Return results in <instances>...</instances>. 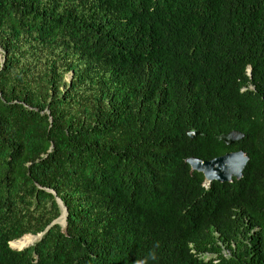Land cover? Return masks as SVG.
<instances>
[{"label":"trees","instance_id":"1","mask_svg":"<svg viewBox=\"0 0 264 264\" xmlns=\"http://www.w3.org/2000/svg\"><path fill=\"white\" fill-rule=\"evenodd\" d=\"M0 46V264H264V0H0Z\"/></svg>","mask_w":264,"mask_h":264},{"label":"water","instance_id":"2","mask_svg":"<svg viewBox=\"0 0 264 264\" xmlns=\"http://www.w3.org/2000/svg\"><path fill=\"white\" fill-rule=\"evenodd\" d=\"M250 73V69H248ZM186 134L190 138L196 137L199 132L194 130H189ZM243 133L240 131L232 130L228 133L221 134L219 139L223 141L226 145H230L240 139H242ZM186 163L190 166L192 171H197L202 173L204 176V183L205 185L210 184L212 181H219V182H231L234 178L240 179L242 177L243 169L246 166L247 162L249 161V157L242 151H230L223 155H219L209 160L199 159L196 157H188L185 159ZM58 203L61 207L64 208L65 214V223L63 231L66 229V217L67 211L66 207L63 205L61 200L57 199ZM59 218V217H58ZM58 218L53 221L54 223H59ZM49 228V227H48ZM48 228L43 233H38L36 236L38 239L45 234ZM23 248V247H22ZM17 248V249H22Z\"/></svg>","mask_w":264,"mask_h":264},{"label":"bare ground","instance_id":"3","mask_svg":"<svg viewBox=\"0 0 264 264\" xmlns=\"http://www.w3.org/2000/svg\"><path fill=\"white\" fill-rule=\"evenodd\" d=\"M62 210H64V208L62 207ZM61 218V217H60ZM60 218L58 219V221L60 220ZM64 218H65V215H64ZM64 218H62L59 223L62 227H64V223H65V220ZM37 237V236H36ZM34 240V237L32 235H29V236H26L24 237L23 239L19 240V241H16L14 243H16L17 245H19L18 247L21 248V247H25L27 245H29L32 241ZM16 246V245H15Z\"/></svg>","mask_w":264,"mask_h":264},{"label":"rangeland","instance_id":"4","mask_svg":"<svg viewBox=\"0 0 264 264\" xmlns=\"http://www.w3.org/2000/svg\"><path fill=\"white\" fill-rule=\"evenodd\" d=\"M1 56H2V48H1V46H0V58H1ZM67 80L69 79V76H67V78H66ZM64 218V217H63ZM61 220V219H60ZM33 237L34 236H36V235H32ZM36 240H38V237H34V240L29 244V245H31V244H33ZM17 243V242H16ZM16 243H14L13 244V248H19L18 246L19 245H17ZM16 245V246H15ZM29 245H27V246H29ZM22 248V247H21Z\"/></svg>","mask_w":264,"mask_h":264}]
</instances>
